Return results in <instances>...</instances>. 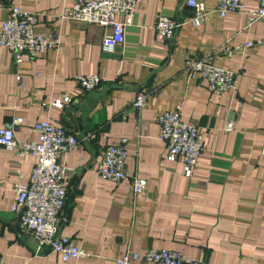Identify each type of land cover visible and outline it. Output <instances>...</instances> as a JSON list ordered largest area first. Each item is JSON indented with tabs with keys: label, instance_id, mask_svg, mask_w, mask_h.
I'll list each match as a JSON object with an SVG mask.
<instances>
[{
	"label": "crops",
	"instance_id": "0c3cea01",
	"mask_svg": "<svg viewBox=\"0 0 264 264\" xmlns=\"http://www.w3.org/2000/svg\"><path fill=\"white\" fill-rule=\"evenodd\" d=\"M200 1L207 19L195 26L186 0H139L125 42L106 53L101 44L109 28L60 18L74 0H15L38 15L36 32L57 44L19 63L0 46V127L19 115L16 138L38 140L34 124L53 118L77 136L78 146L61 157L72 173L59 233L89 256L64 261L21 232L13 186L29 181L36 158L29 154L19 163L0 145V264H117L128 250L149 248L179 250L198 264H264V18L250 25L244 12L221 18L219 0ZM7 13L0 0V26ZM159 15L180 23L170 40L155 29ZM249 41L260 44L239 48ZM226 46L234 49L231 56ZM205 57L236 73L235 91L212 93L203 76L187 71L188 58ZM79 74L102 81L86 92ZM139 92L146 95L143 108L133 106ZM63 94L71 100L61 107L55 102ZM177 107L203 138L191 176L182 159L167 158L158 139L159 114ZM229 122L234 129L226 131ZM123 137L130 176L147 180L141 194L129 179L114 182L97 173L103 149Z\"/></svg>",
	"mask_w": 264,
	"mask_h": 264
},
{
	"label": "built area",
	"instance_id": "2783aa9c",
	"mask_svg": "<svg viewBox=\"0 0 264 264\" xmlns=\"http://www.w3.org/2000/svg\"><path fill=\"white\" fill-rule=\"evenodd\" d=\"M139 0H74L66 6L60 18L72 22L97 24L110 31L102 38V49L106 53H114L125 42L128 27L133 23ZM257 8H248L245 0H219L217 12L221 18L229 14L244 12L248 16V24L264 18V0H256ZM7 17L0 26V46L9 49L19 63L25 56L35 58L43 55L57 44V40L35 28L39 21L36 13L29 12L17 5L15 0H6ZM188 6L195 11L191 22L201 26L207 19L205 4L200 0H186ZM180 23L175 19L159 15L155 29L165 39H172ZM260 41H249L239 48H250ZM233 48L226 46L224 53L231 56ZM191 75L199 74L207 80V89L216 94L235 91L237 75L227 66L211 57L202 59L188 58L185 62ZM79 87L83 91L94 90L102 81L98 74H79L76 76ZM21 81V76H17ZM20 84V83H19ZM68 94H63L55 104L63 107L70 101ZM146 95L139 92L133 100V106L143 108ZM160 126L158 139L166 145L169 160L182 159L185 164V175L191 176L204 151V143L200 128L182 116L181 108L167 110L159 114ZM23 123V117L14 115L0 127V145L6 150L14 151L17 161L22 163L27 155L36 158L32 173L27 183H15L12 209L19 215V228L23 233L32 234L38 242V250L43 247L60 254L64 261L78 260L89 256L82 247L69 237L59 233L61 215L66 203L68 178L72 169L61 163L62 155L72 152L79 144L75 134L56 122L53 118L38 121L33 130L38 140L19 141L15 136V128ZM226 131L234 129L229 122ZM129 139L120 138L109 143L103 149L102 158L97 164L100 178L121 182L130 181L134 194H141L147 186V180L138 176L131 177L127 169ZM142 261L148 264H198L183 252L172 249L149 248L144 252L128 250L116 259L117 264H131Z\"/></svg>",
	"mask_w": 264,
	"mask_h": 264
}]
</instances>
